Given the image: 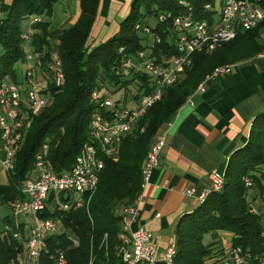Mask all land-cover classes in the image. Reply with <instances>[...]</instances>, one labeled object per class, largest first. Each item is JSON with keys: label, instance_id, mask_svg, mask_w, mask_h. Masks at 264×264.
I'll return each instance as SVG.
<instances>
[{"label": "trees", "instance_id": "obj_1", "mask_svg": "<svg viewBox=\"0 0 264 264\" xmlns=\"http://www.w3.org/2000/svg\"><path fill=\"white\" fill-rule=\"evenodd\" d=\"M100 1L81 0L80 15L67 28H50L49 18L58 0H13L1 17L0 81L7 77L18 79L16 66L25 58L22 21L30 22L34 16L41 17V21L32 26L36 29L31 35L33 51L39 55L44 70L56 53L65 73L64 86L59 88L49 81L53 103L35 116L14 169L7 182L0 184L1 203L10 205L24 197L23 184L34 169L36 155L45 148L46 160L57 172L72 167L79 150L90 138L91 119L98 111L91 99L93 91L103 89L104 96L122 91L123 96L117 100H125L132 94L131 88L135 92L152 89L149 75L118 74L113 69L125 55L146 47L145 37L136 30L138 23L150 21L148 17L156 19L161 12L187 13L189 6L194 17L211 20L217 12L218 0H133L119 31L95 43L91 41V33ZM208 3L216 9L206 11ZM262 28L264 22L213 51L195 53L185 76L166 89L162 99L139 121L138 129L123 139L119 155L106 161L96 192L85 195L81 206L43 212L42 215L60 218L62 230L46 236L41 264H59L56 261L59 250L65 252V264H127L121 249L128 231L122 226L120 210L142 193L143 166L150 146L217 67L264 51L259 42ZM164 29L158 23L154 30H162L166 36L168 30ZM162 48L166 53L168 48ZM155 53L160 55L159 50ZM132 95L134 100L138 97L136 93ZM224 178L222 190L211 192L176 223L173 264H236L227 253L236 246L247 254L251 252L246 264H264V111L254 117L248 142L231 155ZM246 179L252 183L250 186ZM6 222L12 224L13 216L6 214L0 219V264H21L18 257L26 247L25 224H20L22 236L18 238L12 229H6ZM133 264L151 263L140 260Z\"/></svg>", "mask_w": 264, "mask_h": 264}, {"label": "built area", "instance_id": "obj_2", "mask_svg": "<svg viewBox=\"0 0 264 264\" xmlns=\"http://www.w3.org/2000/svg\"><path fill=\"white\" fill-rule=\"evenodd\" d=\"M218 3L219 9L217 7L211 20L194 17L192 7L189 6L187 13L174 15L161 12L155 23H138L136 30L145 37L143 40L146 47L125 55L113 69L118 74L149 75L152 89L136 91L138 97L135 100L132 99V94L125 100H117L112 96H104L100 90L93 91L91 99L98 111L91 119L90 138L79 150L69 170L57 172L46 160V148L36 155L34 169L22 187L24 197L13 202L14 226H5L6 229H12L15 237L21 238L20 224L24 222L26 228L28 221L19 219L18 215H34L29 232L26 233L25 250L18 257L21 264H41L42 252L47 247L46 236L62 230L60 218L42 215L43 212L54 213L57 209L66 210L72 205L81 206L85 195L92 196L96 192L106 161L119 155L123 139L138 129L139 121L150 107L162 99L166 89L182 78L186 69L192 65L195 53L213 51L220 44L229 42L264 22L262 0H218ZM204 9L215 10L216 7L208 3ZM1 17L0 14V20ZM39 21L41 17H31L29 30L21 34L25 58L16 66L18 79L7 77L0 81V145L4 152L0 157V169L6 176L15 167L16 156L26 141L35 116L43 112L53 98L49 81L59 88L65 84V73L58 55L53 54L47 70H44L39 55L30 45L31 35L36 32L32 26ZM158 23L164 25V32L168 30L166 36L154 30ZM162 47L168 48L166 53ZM123 50L121 48L120 52ZM156 50H159V56L155 53ZM236 67L237 63L217 67L197 90L204 91L208 80L231 73ZM166 136V131H163L150 146L143 166L142 193L136 201L123 205L120 210L123 227L128 231L121 249L127 264L140 260L151 264L159 261L163 264L174 262L176 240L161 251L159 235L145 227L135 230L131 228L140 213L144 190L150 183L154 169L160 164ZM210 177L212 184L209 188L199 190L192 185L185 188L184 194L203 201L211 192L222 190L224 175L212 172ZM246 183L249 186L252 184L249 179H246ZM251 210L256 211L254 207ZM227 253L236 264H246L251 256V252L247 254L241 246L231 248ZM56 261L59 264L66 263L63 250L56 254Z\"/></svg>", "mask_w": 264, "mask_h": 264}, {"label": "crops", "instance_id": "obj_3", "mask_svg": "<svg viewBox=\"0 0 264 264\" xmlns=\"http://www.w3.org/2000/svg\"><path fill=\"white\" fill-rule=\"evenodd\" d=\"M13 0H0L4 16ZM81 0H58L49 18L50 28L73 25ZM131 0H101L91 41L107 40L120 29ZM103 35V36H102ZM259 42L264 46V28ZM196 90L165 126L166 144L160 164L140 202L132 229L145 227L160 236V250L176 240L180 217L199 200L184 194L187 187L199 190L212 184L211 173L225 174L231 155L249 139L254 117L264 111V51L237 62L231 73L208 80ZM157 264H163L159 261Z\"/></svg>", "mask_w": 264, "mask_h": 264}, {"label": "rangeland", "instance_id": "obj_4", "mask_svg": "<svg viewBox=\"0 0 264 264\" xmlns=\"http://www.w3.org/2000/svg\"><path fill=\"white\" fill-rule=\"evenodd\" d=\"M132 1L133 0H131V2L130 3H132ZM131 6V5H130ZM217 7H218V9H219V3L217 4ZM143 12H144V10H143ZM148 19H150V22L151 23H155V21H156V19H155V17H148ZM22 28H23V31H28L29 30V28H30V23H29V20L28 19H25V20H23L22 21ZM158 33H160L161 35L163 34L162 33V30H161V32H158ZM139 34H141L140 32H139ZM164 35V34H163ZM103 36V35H102ZM234 64H236V63H234ZM20 68H22L21 66H19ZM25 66H23V68H24ZM185 76V73L182 75V78ZM181 78V79H182ZM101 92H102V94H104L105 93V90H101ZM131 93L133 94V93H135V90L133 89V88H131ZM114 99H118V98H120L121 96H123V92L121 91V92H118V93H116V94H113V95H111ZM53 98H52V100H51V102H50V104H49V106L48 107H50L51 105H52V103H53ZM4 155V152L2 151V147H1V145H0V157H2ZM7 182V176L4 174V172L2 173V171H1V169H0V184H3V183H6ZM258 201H259V199L257 200V201H255V203L257 204L258 203ZM6 214H10V215H12L13 214V202L9 205V204H7V203H1V201H0V219H2V217L4 216V215H6ZM18 217H19V219H22V220H25V221H28V224H27V226H26V232L28 233L29 232V229H30V224H31V222H32V218L34 217V215H32V214H19L18 215ZM11 222H6L5 223V226L7 225V224H10ZM12 224H13V222H12ZM11 224V225H12ZM122 226H124V224L122 223Z\"/></svg>", "mask_w": 264, "mask_h": 264}]
</instances>
